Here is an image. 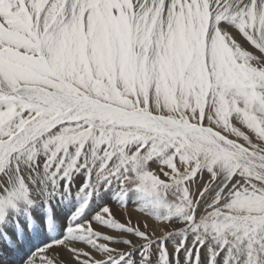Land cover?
<instances>
[{
	"label": "snow or ice",
	"instance_id": "obj_1",
	"mask_svg": "<svg viewBox=\"0 0 264 264\" xmlns=\"http://www.w3.org/2000/svg\"><path fill=\"white\" fill-rule=\"evenodd\" d=\"M82 168L135 222L85 202L23 264H264V0H0V224Z\"/></svg>",
	"mask_w": 264,
	"mask_h": 264
},
{
	"label": "rangeland",
	"instance_id": "obj_2",
	"mask_svg": "<svg viewBox=\"0 0 264 264\" xmlns=\"http://www.w3.org/2000/svg\"><path fill=\"white\" fill-rule=\"evenodd\" d=\"M81 170L79 172H77L76 174H74L75 179L77 177L78 181H77V179L76 180L74 179V176H72L70 186H69V188L67 190L64 189L63 187H61L57 192L54 193V194H59L58 193L59 191L63 192L64 190H66V191L69 190L68 194H67V192H65L66 195H67L66 197L68 198V197H70V193L69 192L72 191V188H71L72 185L71 184L72 183L79 184V185L76 186L77 187L76 189L79 192H77L74 195V197L82 198L83 201L81 202L82 204L81 203L79 204L80 206H78L77 208L75 207L76 209L73 208L72 209V213H70V214H74V212L78 208H80L81 205H83V204H85V202H87V205H86V208L84 209V213H83V216L81 217V220H87V219L92 218V216L97 211H99L102 207H104L105 205H110V206H112L113 213H115V215L117 216L118 219H120L121 221H124V220L127 219L128 214H131V216L133 218V222H135L136 217L138 215L137 209L134 206L138 202V193H137L136 190L130 189L128 191L127 197L124 200V203L127 204L128 208L125 209L124 207L118 205L119 199H118V197H115L116 194L114 193V190L116 191V189H117V191H118V186L116 184H112L111 186H109V188L112 187L110 189V190H112L111 193H109L108 189H106L108 187H105L103 184L96 185L95 183L89 185L86 188L87 192L85 191V189H84V191L81 192L80 185L82 186L84 184L85 177L88 175V170L87 169L82 168ZM204 179H207V177L205 176ZM197 180L199 182L200 178L197 177ZM61 184H63V181L61 182ZM193 187H195V185ZM71 195L73 196V194H71ZM52 196H54V195L53 194L50 195L48 197V199H50ZM59 200L61 201L60 198H59ZM95 200H98V201H95ZM39 201L41 203H44V208L42 209L43 210V214L42 215H44V217H42V225H40V224L37 225L36 224L35 216L33 215V214H35V212L33 210L29 211V213L27 212V214H26L25 211L23 209H21L20 212H19L21 214L18 213L16 215H10L9 218H8V220L13 219V224H12V221H11L10 222L11 224H9V227L10 228H14V226L16 227L15 229L17 231V235L14 236V238L19 239L21 233L25 234L29 239L31 238L30 240H32L33 243L28 242V244H26L23 248H25V249L32 248V251L36 247H39L41 244L47 243L49 240L62 238L63 234H65V229H66V226H62L61 227V224L57 225L55 223V221H54V218H53V216L55 215L54 212L57 211L58 207H60V206H57L56 208H53L52 205H49L48 200H47L48 204L45 203V201H43V200H39ZM63 204L65 206L69 207L70 209L72 207V205L70 203H68V204L67 203H63ZM53 209L55 211H53ZM65 209H66V207H65ZM60 210H62V209L60 208ZM157 211H159V210H157ZM127 212H128V214H127ZM86 213H88V214H86ZM16 216H23L24 220H22V221H24V222H29L30 221V226L27 228V230L30 231V232H28V235L26 234L25 230H24L25 231L24 232L23 229H20L21 226H22V223L20 222L21 221L20 219L16 218ZM71 217L72 216H68V219H70ZM171 219H172L173 223H175V224H177L179 226L180 230L174 232L173 234L168 236L162 242L159 241V240L153 242L151 244L150 251H151V254L153 255V257L155 258L157 255H163L164 253H163V251L161 249L162 248H166L167 249V259L171 262L173 260V253L175 252L177 246L180 245L181 241H186L184 248L180 249V252H179L180 260L183 261L184 253H185V251L188 250L189 246H191L193 244V238H194V236L197 235V233H195V232H193V231H191L189 229H184L183 226L180 223L181 222V217L179 215H174V216H172ZM18 221H19L20 224H17ZM60 223H64L65 224V222H60ZM66 224L68 225L69 222H66ZM4 227H5L4 223L0 224V231H1L0 232V235H1V237H0V263L1 264H23V257L27 254V253L23 252V248H22V251L20 252V253L23 252L22 254L19 253L18 249L11 250L12 251L11 255L17 254V256L14 257V258H12L8 254L7 255L4 254V253L9 251V250H6V249L9 248L10 241L12 239L11 236L9 235V233L7 234V231L2 229ZM224 239H226V237H223V238H221V237L209 238V239L206 240L204 248H202L200 250L201 251V264H205L209 246L223 243ZM28 253H29V251H28ZM67 254L68 253L66 251L63 252V256H65L64 258H65L66 264H72L73 262H72L71 258ZM133 255L135 256L136 253L134 252ZM4 257L7 260H3ZM6 257H8V258H6ZM68 258H70V259H68ZM66 259H68L69 261L66 260ZM127 264H132V261L131 260L127 261ZM155 264H160L159 259H156Z\"/></svg>",
	"mask_w": 264,
	"mask_h": 264
},
{
	"label": "bare ground",
	"instance_id": "obj_3",
	"mask_svg": "<svg viewBox=\"0 0 264 264\" xmlns=\"http://www.w3.org/2000/svg\"><path fill=\"white\" fill-rule=\"evenodd\" d=\"M82 171V170H81ZM74 176V175H73ZM74 179H75V176H74ZM76 179H77V177H76ZM75 179V180H76ZM82 179V178H81ZM83 180V179H82ZM73 181V180H72ZM77 181H78V179H77ZM72 186H71V188H72V191L71 192H69L70 193V197H66L67 195H66V193L65 192H67V194H68V191H66V190H64L63 192H58L59 194H53L54 196H52L50 199H47L48 200V203H49V205H52V207L53 208H56L57 206H60V207H58V209H57V211H55L54 209H53V211H55L54 212V216H53V218H54V221H55V223L57 224V225H60L61 224V227L62 226H68L67 224H66V222H69L70 223V219H68V216H73V214H70V213H72V209L74 208V209H76L78 206H80L79 204L83 201V199L82 198H76V197H74V195L77 193V192H79L76 188V186L77 185H79V184H77V183H72L71 184ZM74 185V186H73ZM80 187H81V185H80ZM112 187H108V188H106V189H108V192L109 193H111L112 192V190H110ZM102 189V188H101ZM105 189V188H104ZM103 189V190H104ZM114 189V188H113ZM81 190V189H80ZM102 190V191H103ZM62 191V190H61ZM84 191V190H83ZM85 191H86V188H85ZM116 191H117V189H116ZM115 190H114V193L116 194L117 192H116ZM82 192V191H81ZM87 192V191H86ZM71 194H73V196L71 195ZM101 195V194H100ZM81 197V196H80ZM107 197V196H106ZM110 197V196H109ZM115 197H117L116 195H115ZM59 198L61 199V201L59 200ZM105 198V197H104ZM55 199V200H54ZM117 199V198H116ZM118 199H119V197H118ZM103 200V199H102ZM91 201V200H90ZM94 201V200H93ZM95 201H98V200H95ZM109 202V201H108ZM47 203V204H48ZM63 203H70L71 205H72V207H71V209L69 208V207H67V206H65ZM93 203V202H92ZM91 203V204H92ZM62 204V205H61ZM82 204V203H81ZM94 204V203H93ZM98 204V203H97ZM89 206V205H88ZM65 207H66V209H65ZM76 207V208H75ZM98 207V206H97ZM41 210H40V209ZM44 208V203H41L39 200L38 201H36L34 204H32L31 206H30V208H28V213H29V211H31V210H33L34 212H35V214H33L34 216H35V221H36V224L37 225H42V217H44V215H42L43 214V209ZM60 208L62 209V210H60ZM69 208V209H68ZM86 208V207H85ZM89 208V207H88ZM128 211V210H127ZM74 212V211H73ZM129 212V211H128ZM128 212H127V214H128ZM132 213V212H131ZM19 214H21V213H19ZM86 214H88V213H86ZM120 214V213H119ZM129 215V214H128ZM83 216V215H82ZM85 217V216H84ZM16 218L17 219H20L21 221V223H22V226H21V228L20 229H23V231L25 230L26 231V234L28 235V232H30V231H28L27 230V228L30 226V221L29 222H24V221H22V220H24V217L23 216H16ZM12 221V224H13V219H11V220H7V222H5L4 223V228H2V229H4V230H6L7 231V234L9 233V235L11 236V238H14V236H16L17 235V231H16V227L14 226V228H10L9 227V224H11L10 222ZM60 222H65V224L64 223H60ZM17 224H20L19 223V221L17 222ZM60 227V228H61ZM24 231V232H25ZM1 232V231H0ZM15 234V235H14ZM64 235V234H63ZM0 237H1V235H0ZM31 239V238H30ZM29 239V240H30ZM30 243H33V241L32 240H30L29 241ZM34 247V246H33ZM23 248V247H22ZM22 248H19L18 250H19V253L22 251ZM28 251H29V253L32 251V248H28V249H25V248H23V252L24 253H28ZM22 252V253H23ZM22 253H20V254H22ZM5 255H10L12 258H14V257H16L17 256V254H15V255H11L12 254V251L11 250H9L8 252H6V253H4ZM68 255V254H67ZM65 257V256H64ZM6 258H8V257H6ZM68 259H70V258H68ZM68 259H66V260H68ZM3 260H7V259H5V257H4V259ZM69 261V260H68ZM1 264V263H0ZM73 264V263H72Z\"/></svg>",
	"mask_w": 264,
	"mask_h": 264
}]
</instances>
